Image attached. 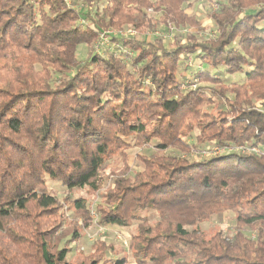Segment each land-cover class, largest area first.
Instances as JSON below:
<instances>
[{"label":"trees","instance_id":"obj_1","mask_svg":"<svg viewBox=\"0 0 264 264\" xmlns=\"http://www.w3.org/2000/svg\"><path fill=\"white\" fill-rule=\"evenodd\" d=\"M198 1L0 0V264H264V0H207L202 40ZM239 146L260 153L187 159ZM223 212L231 234L201 229ZM135 221L126 255L68 259L81 230Z\"/></svg>","mask_w":264,"mask_h":264},{"label":"rangeland","instance_id":"obj_2","mask_svg":"<svg viewBox=\"0 0 264 264\" xmlns=\"http://www.w3.org/2000/svg\"><path fill=\"white\" fill-rule=\"evenodd\" d=\"M69 3L73 0H67ZM211 7L210 2H208L207 0H200L198 2H195V4L193 5V7L191 8V12L193 14H195L197 20L200 23V31H199V36L200 39H205L208 38L210 36H212V28H213V24L210 22V20L207 18L206 14L208 12V8ZM128 29H123V30H119V31H126ZM110 32V31H109ZM192 32H196V30L189 28L186 29L185 32L183 31V33L185 34H190ZM145 35H151L150 30L149 31H145L144 33ZM159 38H163L164 40H167L168 42L171 41V34H167L165 32H160L159 36H157ZM89 52V48L81 45L80 47H78L77 49V58L79 60H84L87 56V53ZM103 53V52H102ZM188 66V65H187ZM189 69H192V67H189ZM246 70H244L242 73L239 74H235L233 76L230 75H225L222 74L221 78L227 82V83H238L240 82L245 74ZM139 152V150L134 149V150H130L128 152V160L127 163L129 166H135L137 165L136 161H135V154ZM150 150H146L144 151V153H149ZM173 153H176L173 151ZM182 157H184L183 155H181ZM190 158L187 159H191V158H198V156H196V154H192L190 155ZM122 164L119 161L113 160L109 163V166H107L104 169V173L105 175L108 172L109 168H113L115 166L120 167ZM106 186L107 183L105 182L103 185V188L99 191V196H103L106 190ZM46 188L49 190V192L55 196H57L58 198H60V200L62 198H68L69 200L72 198H76V197H85L84 194V190H68L67 188H65L63 185H61L58 182L55 181H51L49 179H46ZM91 198H88V200ZM101 200V198H100ZM139 215L141 217H146L150 220V222H153L156 220V215L155 212L152 210H146V211H141L139 212ZM232 213L230 212H223L220 214V216H213L212 219L210 220V223L207 224H202L201 225V229L207 231H217V230H221L222 232H228V233H232L233 231V227H234V222H233V217H232ZM137 225V222H133L129 228V230L127 229H120V228H116V227H110V228H103V230L99 231V228L97 227H92L90 229L87 230H81L80 234H81V238L79 240V242L76 244L75 248L73 249L72 253L70 255H68V259H73V257L76 255L77 252L81 251L82 253H89L90 248L92 246V243L96 240H102L104 242H106L107 244L113 246L114 250L119 252L120 254L126 255L128 253V244H129V238L131 233L135 232V227ZM246 233H249V229L248 228H244ZM130 264H133V261L130 260Z\"/></svg>","mask_w":264,"mask_h":264},{"label":"built area","instance_id":"obj_3","mask_svg":"<svg viewBox=\"0 0 264 264\" xmlns=\"http://www.w3.org/2000/svg\"><path fill=\"white\" fill-rule=\"evenodd\" d=\"M67 3H69L66 0ZM108 34H110V32H105L104 34H101L99 36V40L95 45L96 50H99L102 46H104L107 43L108 40ZM117 34L120 37H126V36H130V37H134L136 36V32L132 29H128L126 31H119L117 32ZM157 35V34H156ZM190 64V62H189ZM239 153L242 155L248 154V153H253V154H259L260 150L257 147H250V146H239V147H212L209 149H204L203 151L196 153V156H198V158H204V157H213V156H217V155H221V154H226V153ZM95 218V216H94ZM103 229L99 228V231H101Z\"/></svg>","mask_w":264,"mask_h":264}]
</instances>
